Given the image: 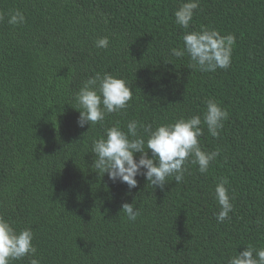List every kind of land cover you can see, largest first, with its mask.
Segmentation results:
<instances>
[{
    "label": "trees",
    "instance_id": "obj_1",
    "mask_svg": "<svg viewBox=\"0 0 264 264\" xmlns=\"http://www.w3.org/2000/svg\"><path fill=\"white\" fill-rule=\"evenodd\" d=\"M180 2L0 0V215L32 229L41 264H227L249 244L264 247V0H199L187 30L175 23ZM17 9L26 22L13 26ZM201 26L235 35L227 70L202 72L171 55ZM104 36L109 47L96 48ZM105 72L131 85L130 106L80 127L73 94ZM209 98L229 119L219 137L201 125V148L220 150L207 173L189 163L178 184L154 188L137 176L129 190L91 167L92 139L116 121L202 116ZM220 177L235 196L222 223ZM125 202L140 211L134 222Z\"/></svg>",
    "mask_w": 264,
    "mask_h": 264
},
{
    "label": "clouds",
    "instance_id": "obj_2",
    "mask_svg": "<svg viewBox=\"0 0 264 264\" xmlns=\"http://www.w3.org/2000/svg\"><path fill=\"white\" fill-rule=\"evenodd\" d=\"M199 7V0H181L174 12L175 23L182 29H189ZM8 16L10 25L18 26L26 22L24 13L19 9L9 12ZM2 19L3 14H0ZM182 39L183 48H172L171 55L177 58L187 56L191 68L215 72L231 66L236 44L234 34L222 35L216 28L201 26L198 30L185 31ZM109 44L107 36L95 41L98 49H107ZM132 98V87L125 78L108 72L95 73L84 80L73 94L72 106L80 113L77 124L80 127L90 124V128L103 125L107 115L125 112ZM205 105L202 116L180 117L171 123H144L132 119L122 126L120 121H116L106 127L102 135L92 139L90 152L95 156L91 167L99 174L107 173L113 182L125 183L129 190L138 186L137 176H144L154 188L163 189L172 177L178 184L184 180L189 163L198 165L200 173H207L210 164L220 155V150L207 152L201 148V125H206L210 135L219 137L225 121L229 119V112L212 98L207 99ZM137 153L140 154L138 160ZM227 185L228 178L220 177L215 187L214 198L220 209L215 213L218 223L230 219L229 213L234 210L232 201L235 196H230ZM121 211L133 222L140 215L134 202L123 203ZM33 240L31 228L17 230L0 215V264H13L26 257L29 258L28 264H41ZM227 264H264V247L249 244L243 251L231 255Z\"/></svg>",
    "mask_w": 264,
    "mask_h": 264
}]
</instances>
